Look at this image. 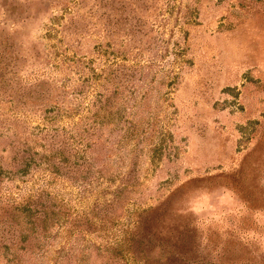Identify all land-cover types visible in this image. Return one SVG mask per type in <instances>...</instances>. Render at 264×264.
<instances>
[{
    "label": "rangeland",
    "instance_id": "rangeland-1",
    "mask_svg": "<svg viewBox=\"0 0 264 264\" xmlns=\"http://www.w3.org/2000/svg\"><path fill=\"white\" fill-rule=\"evenodd\" d=\"M30 191L45 264H264V0H0V263Z\"/></svg>",
    "mask_w": 264,
    "mask_h": 264
},
{
    "label": "trees",
    "instance_id": "trees-1",
    "mask_svg": "<svg viewBox=\"0 0 264 264\" xmlns=\"http://www.w3.org/2000/svg\"><path fill=\"white\" fill-rule=\"evenodd\" d=\"M94 89H96V87H93ZM102 95H97V99L94 101V103L92 104V107L96 106L97 103L101 104L102 101ZM100 112L95 114V121H89L86 122L85 124V128L84 130H80V134L78 135V141L80 140V142H84L85 139V135L87 136V143L92 141L91 144H95V145H99L102 144L99 140V132H100V128L102 126V122H99L101 119H103V114L101 113L103 111L102 107H99ZM90 111L91 109L88 108L86 109V113L88 115H90ZM59 112L60 109H59ZM73 112V110L71 111V113ZM64 117V116H63ZM68 117V116H65ZM57 118L53 117L51 118V120L55 121ZM88 118H85V120ZM46 129L44 128V131ZM96 131L97 134L95 133ZM40 132V131H39ZM52 140L55 139L54 135H52ZM50 138V139H51ZM92 138H96V140H91ZM71 142H57L54 144H47L46 140H42L44 141V145L42 146V144L40 143V141L38 140V142L41 144V147L45 148L44 151H46L48 154L50 152V161L48 163H46V166L44 164V168L46 167L45 171L47 174H49V172H52V174L56 177L59 176V168H56V164H53L52 161L53 159H55L58 156H65L67 155V153L69 151H73V147H74V142L76 141L75 138L70 137L69 139ZM88 145V144H87ZM51 149V150H50ZM77 152V151H76ZM81 152V151H80ZM71 153V152H70ZM61 159V157H59ZM64 159V158H63ZM66 159V158H65ZM64 159V160H65ZM30 164L26 163L23 165L22 169L19 170L17 173H12V172H8L7 173V178L9 180H14L13 178L16 175L21 174L22 176H24L28 169H29ZM52 170V171H51ZM27 197H23V199H17L15 198V194H10L8 193V195H6V199L4 204L9 206L11 205V207H13V210H15V212H17V214L19 215V221H18V232H20L23 237H22V242L26 243L27 239L30 238V236L36 235L34 237V239L36 240L35 243V247H37V251H40L41 254L39 253L40 256V260L39 262H29L28 261H24L22 259H19L15 256V254L12 252V254L10 255V258H5V263H0V264H45V260L48 259V254H49V249L48 246L49 244L46 243L48 237L47 236H42L41 234H39L38 230V223L37 220L39 218H42L41 222V226H42V230L46 233L48 231V228L52 225H56L58 226L61 230V220L59 218V216H61V211L59 213H55L54 211H52L48 206L47 208H43V203H42V210L41 212H38L36 209L32 208V202L35 199L34 196V192L30 191L27 194ZM40 196L42 198H49L51 195L48 191H43L41 192ZM54 199L57 200V198L55 197ZM39 200V199H38ZM34 216H37L36 220H34ZM64 221V219L62 220ZM4 226V231L9 234L11 231H16L15 229L12 228V226L7 225L6 223H3ZM13 229V230H12ZM3 231V232H4ZM65 231V230H63ZM4 250L9 251L8 246H3L2 247Z\"/></svg>",
    "mask_w": 264,
    "mask_h": 264
},
{
    "label": "snow or ice",
    "instance_id": "snow-or-ice-1",
    "mask_svg": "<svg viewBox=\"0 0 264 264\" xmlns=\"http://www.w3.org/2000/svg\"><path fill=\"white\" fill-rule=\"evenodd\" d=\"M186 180L188 184H191L192 189H196L200 187V185L195 183L197 181V175L189 176L186 178Z\"/></svg>",
    "mask_w": 264,
    "mask_h": 264
}]
</instances>
